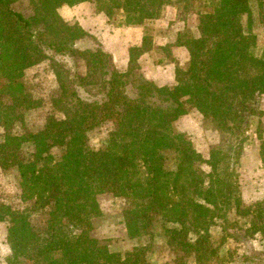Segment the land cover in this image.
Returning <instances> with one entry per match:
<instances>
[{
  "label": "trees",
  "instance_id": "16d2710c",
  "mask_svg": "<svg viewBox=\"0 0 264 264\" xmlns=\"http://www.w3.org/2000/svg\"><path fill=\"white\" fill-rule=\"evenodd\" d=\"M21 1L0 0V96L11 101L0 103V166L16 169L21 200L32 204L23 209L0 204V222L7 223V264H147L148 243L122 253L92 236L93 222L101 215L98 196L104 193L125 199L121 222L127 239L149 241L159 219L176 225L165 226L173 238L182 237L188 224L194 239L183 236V251L193 252L196 262L206 253L215 255L209 227L226 217L234 200L233 171L223 177L217 172L221 156L226 165L229 157L211 150L203 159L173 123L190 104L219 134L241 131L242 114L251 110L248 102L264 95V45L255 53L252 31L255 4L264 35V0H206L207 9L196 19L199 36L181 43L189 58L186 67H176L173 87L132 78L133 65L116 69L100 46L75 47L88 33L78 23H67L58 9L89 0H26L29 13L13 7ZM90 1L110 19L121 12L125 24L156 18L172 3ZM183 1L188 5L194 0ZM77 55L86 59V74L74 69L67 76L68 68L57 58ZM42 59L57 66L59 94L51 102L63 118L50 115L42 128L17 133L13 125L22 116L18 109L35 106L22 77ZM102 119L114 127L106 147L93 149L88 132ZM25 145L32 148L26 158L19 155ZM166 151L176 154L174 170L165 168ZM258 153L264 163L262 138ZM202 163L209 173L202 171ZM234 201L239 208L240 200ZM242 210L263 221L254 232H264V201ZM38 212L45 215L34 223L33 213Z\"/></svg>",
  "mask_w": 264,
  "mask_h": 264
},
{
  "label": "rangeland",
  "instance_id": "374dc122",
  "mask_svg": "<svg viewBox=\"0 0 264 264\" xmlns=\"http://www.w3.org/2000/svg\"><path fill=\"white\" fill-rule=\"evenodd\" d=\"M182 2L186 1L182 0ZM205 4L207 5V1ZM13 7L25 13L30 12L26 0L13 4ZM200 7V5H196L193 9L201 13L204 9ZM181 8H186V6L181 4ZM179 12L181 13L180 18H182L184 11ZM252 12L256 18L252 26V31L257 36L255 53L259 54L264 45L263 26L257 19L259 10L255 4L252 5ZM60 14L62 15L61 12ZM112 19L117 21L116 17ZM194 21L193 24L196 27L197 20L194 19ZM198 36L199 34L196 37ZM187 39L184 36L182 42ZM96 42L97 39L92 36L84 42L76 43L75 47L80 50H93L97 47ZM134 52L138 54L140 50H134ZM57 59L63 61L65 67L68 68L67 76L74 69L81 76L86 74L87 63L84 56L77 55L73 59L70 56L58 57ZM55 67L57 66L50 60L42 59L25 70L22 80L29 93V99L35 106L25 111L18 109L22 116L19 120L14 121L15 132L25 133L40 129L50 115H54L58 119L63 118V114L55 110L51 102V99L59 94V85L54 74ZM130 75L137 79L135 76L137 73ZM0 103L10 104L11 101L8 97L1 95ZM247 106L251 109L250 113L243 112V121L239 125L241 131L236 130L234 134H219L214 131L210 124L204 121L203 116L190 104H186L187 113L173 123V129L183 133L203 159H208L211 150L219 151L227 158L229 157L230 163L226 165V162H222L224 158L221 156L222 161L218 164L217 172L220 177H223L224 172L233 171L229 175L233 180L231 196L234 200H240V206L237 208L235 201L231 199L226 217L217 218L210 225L209 244L215 248V255L206 253L202 257V262H196L194 253H185L180 246L184 235H186V239L183 240L193 241L194 239L193 234L188 231V224L182 229V237L178 235L173 238L171 232L165 231V226L175 227L176 225H171L160 219L153 225V236L149 237V241L146 238H141L140 241L128 240L121 222L127 203L124 198L116 197L111 193L98 196L101 215L93 222L92 236L104 239L111 249L119 250L122 253L137 244L148 243L149 249L145 256L147 264H264V238H262L264 232H254L255 229H261L263 221L255 216L241 214L242 209L246 207L253 209L264 201V164L259 161L258 153L260 140L264 139V95L255 96ZM113 127L112 121L102 119L99 126L88 132L91 147L93 149L106 147ZM3 133L4 129L0 126V139L3 137ZM30 151H32L31 146L25 145L19 155L26 158ZM164 157L165 168L174 170L177 163L176 154L166 151ZM233 161L235 162L233 163ZM201 169L205 173L211 171L206 163L201 164ZM20 196L21 190L16 169H4L0 166V204L9 205L14 209L30 207L32 201L23 202ZM44 215L45 213H33V222L38 223ZM177 227L180 228V226ZM6 228L7 223L0 222V264H7V258L10 255V249L5 239Z\"/></svg>",
  "mask_w": 264,
  "mask_h": 264
},
{
  "label": "crops",
  "instance_id": "0c3cea01",
  "mask_svg": "<svg viewBox=\"0 0 264 264\" xmlns=\"http://www.w3.org/2000/svg\"><path fill=\"white\" fill-rule=\"evenodd\" d=\"M171 1L163 6L158 17L140 24H125L121 12L116 16L117 21L110 19L90 0L63 4L58 11L67 23H78L88 33L77 40V44L94 36L97 46L110 55L116 69L125 70L134 63L131 74L137 73V79L173 87L176 67H186L189 58L188 50L181 44L182 38L189 39L199 34L193 23L200 11L193 8L200 5L206 10L207 5L206 0H194L188 5L182 0ZM181 4L186 8H181ZM179 11H184L182 18ZM145 36H148L147 41ZM134 50L140 52L137 54Z\"/></svg>",
  "mask_w": 264,
  "mask_h": 264
}]
</instances>
